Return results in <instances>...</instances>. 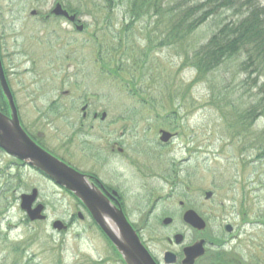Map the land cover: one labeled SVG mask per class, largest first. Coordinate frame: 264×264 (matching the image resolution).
<instances>
[{
    "label": "rangeland",
    "instance_id": "1",
    "mask_svg": "<svg viewBox=\"0 0 264 264\" xmlns=\"http://www.w3.org/2000/svg\"><path fill=\"white\" fill-rule=\"evenodd\" d=\"M163 1L170 7L178 3L179 6L184 0ZM255 1L262 4L263 0H234L231 7L210 18L189 39V52L205 45L220 23L241 19L247 4ZM205 2L187 0L185 6ZM54 4L55 0H0L1 57L25 124L33 128V133L43 129L38 114L54 99V132L46 128L54 133L49 147L76 170L94 174L103 184L115 189L125 203L131 223L146 228L153 243L161 241L154 243L155 250L169 249L166 237L189 233L183 228L181 215L184 209H192L207 222L208 233L217 238L227 240L231 234L224 232V226L234 227L237 242L230 243L226 252L245 264L264 262V253H258L253 243L255 235H262L264 242V219L259 218L264 210V158L259 156V151L264 149V119L252 126L242 125L248 130L247 143L255 149L237 138L232 139L233 129L220 119V109L227 107L225 102L232 105L230 110L239 111L264 97L255 84L258 77L259 86L264 83L263 73L258 71L250 76L254 66L247 67V52L239 51L213 74L212 79L220 89L215 96L211 97L202 84L192 85L186 93L193 73L180 70L184 61L174 50L162 47L154 53L145 40L136 38V34H142L145 39L148 32L143 19L127 33L123 43L129 49L139 46L140 64L123 63L120 72L111 75L108 68L113 63L108 62L116 59L104 58L106 63H96V46L98 42L105 46V41L110 40L107 32L114 37L119 33L116 29L126 26L128 18L123 9L84 7L91 14L79 16L84 30L78 33L63 20L50 19L46 24L41 21L42 14ZM32 10L41 15L30 16ZM149 30L153 31V26ZM29 52L32 61L26 55ZM27 68L31 72L25 73ZM141 72L140 84L135 87L140 93L136 96L141 99V104H137L129 91L132 88L124 81ZM169 80L178 89L173 93L177 102L175 117L167 116L169 92L154 82L168 84ZM44 88L47 90L43 92ZM183 90L185 98L176 100ZM84 103L89 104L90 111L106 112L109 120L118 119L121 104L130 107L135 104L137 109L126 114L133 119L128 122L133 125V136L117 139L118 130L124 127L120 122L113 125L111 137L109 132L100 131L111 122L83 123ZM126 115L123 119H127ZM136 119L156 122L137 123ZM81 124L91 136L103 137L102 141L105 138L102 147L90 144L93 150L85 151L84 142L75 138L69 156L60 155V146H65L66 138L72 137L71 126ZM171 124L180 136L169 146L159 145L157 132L173 133ZM113 136L122 144L124 156L110 153L108 145L115 141ZM97 139L90 141L95 144ZM145 148L151 153H162L158 168L155 161L144 156ZM34 188L38 191V202L45 206L46 220L31 223L19 208V197ZM206 192L213 194L209 202L204 200ZM153 205L154 211L146 219ZM136 210L144 213L139 216ZM77 212L85 215L70 194L0 151V264H94L101 260L105 264H121L99 231L92 223L78 220ZM165 218L173 220L168 227L162 224ZM55 221L67 225V231L52 230ZM108 259L111 261L107 262Z\"/></svg>",
    "mask_w": 264,
    "mask_h": 264
},
{
    "label": "trees",
    "instance_id": "2",
    "mask_svg": "<svg viewBox=\"0 0 264 264\" xmlns=\"http://www.w3.org/2000/svg\"><path fill=\"white\" fill-rule=\"evenodd\" d=\"M56 1L62 3L68 9L74 8L72 10L77 13L80 12L82 7L86 6L97 9H112L116 7H121L123 9L124 16L128 18V23L125 24L126 26L116 29L119 33L114 37L107 32L109 34L108 37L117 41V43H114L113 46L107 50L108 55L112 54V56L110 55L111 58L117 59L118 56L122 55L124 49L128 48L123 44L127 33L131 32L137 23L145 19L148 25V32L144 37L145 39H143L142 34H136V38L140 41L145 40V44L150 45V49H153L151 52H156V50L164 47L178 53L184 61L182 68H187L195 74L194 81L186 86V93L189 92L191 86L197 82L204 85L210 94L219 90L217 83L214 79L209 78V76L219 71L227 61L235 58L239 51L247 52V67L250 66L251 68L254 66L250 76L254 72L262 71L264 77V0L262 4H258L257 1L251 4L248 3L245 15H242V18L237 20V22H229V20L227 21L228 23H220L217 27V31L211 36L208 42L199 47L198 50L191 49L192 52H189L188 42L194 32L207 23L210 18L218 16L221 11L231 7L234 0H206L203 4L193 6H185L187 0H184L179 6L178 3L170 7L166 3L164 4L163 0H161V2L159 0ZM151 26H153V31L149 30ZM179 43L182 44L178 46ZM131 47L134 51H128V53L126 51L124 52L127 53V58L132 60V64H135L138 61L136 58L141 56V52L137 49L139 46L135 45ZM131 47L130 49H132ZM175 48H177V50ZM185 48H187V52H185ZM108 63H113V66L111 65L112 68L108 69L110 72L115 74L120 72L122 59H117V62L110 60ZM242 68L245 69L246 67L244 68L243 66ZM142 73L143 72L136 76L137 78L133 77L129 78L128 81H124L133 89L132 91L135 95H140L135 87L140 84ZM116 77L119 78L118 76ZM255 79L258 92L264 96V83L259 86V77ZM174 87L175 85L171 83L170 88ZM222 89L225 88L223 87ZM222 101H224V99L219 100V103ZM225 104L227 107L220 109V119H234L235 125L248 124L252 126L257 121L264 119V97H261L257 102H251L249 107L239 111L230 110L232 105L229 102H225ZM247 132L248 130L242 127V131L237 132L235 136L240 138L241 141L246 142L248 146H251L246 141ZM251 147L254 148L253 146ZM242 151L243 150L240 152ZM260 156H264V149ZM259 218L264 219V210ZM262 224L264 225V220Z\"/></svg>",
    "mask_w": 264,
    "mask_h": 264
},
{
    "label": "water",
    "instance_id": "3",
    "mask_svg": "<svg viewBox=\"0 0 264 264\" xmlns=\"http://www.w3.org/2000/svg\"><path fill=\"white\" fill-rule=\"evenodd\" d=\"M55 13H60L68 17V14L61 10L60 5H57ZM69 19L73 21L74 17H70ZM0 84L12 108L11 120L0 115V148L5 150L10 156L22 160L29 166L39 170L52 179L57 185L73 193L90 211L95 223L111 240L126 264H155L121 212L114 209L94 186L89 185L84 176L79 175L61 162H56L37 149L24 135L16 119L15 110L1 64ZM165 135L168 137L167 134ZM35 197L36 192L33 191L32 196L28 197L29 199L24 200L21 204V207L28 211L31 220L41 219L39 216L42 210L41 206H38L32 212L29 211L30 204ZM22 198H25V196ZM186 216L189 224L200 230L204 228L202 220L193 212H187ZM53 227L57 230L63 229L60 222L54 223ZM187 253H191L195 258L191 260ZM201 253L202 242H197L185 251L186 257L182 264H193Z\"/></svg>",
    "mask_w": 264,
    "mask_h": 264
},
{
    "label": "flooded vegetation",
    "instance_id": "4",
    "mask_svg": "<svg viewBox=\"0 0 264 264\" xmlns=\"http://www.w3.org/2000/svg\"><path fill=\"white\" fill-rule=\"evenodd\" d=\"M85 115H86V113H84V116ZM93 119L96 120L97 118H93ZM102 122H104V121H102ZM104 129H105V131L113 132V130L111 128H104ZM113 143L115 145L117 144V147H116V150L114 152L110 151L111 154L113 156H115V155L124 156V151L122 153L118 152V149H120L122 147V145L120 143H117V142H113ZM115 145H113V146H115ZM111 149H113V148H111ZM82 173H84L88 177H91L90 179H92L95 184L100 186L104 195H106L114 205L120 207L123 210L127 219L130 220L128 213L125 210V203L122 201L121 195L115 189L111 188L108 185L103 184L94 174H91L88 172H82ZM95 179H97L98 181ZM180 206L183 207L182 202H180ZM153 211H154V205L151 206V209H149L145 218L148 219ZM184 211H185V209L183 210V213L181 215V219L183 217ZM143 213L144 212H139V210H136V214H138L139 216H142ZM172 223H173V220L171 219V223L169 225H167V227L170 226ZM182 225H183L184 229H187L189 231V233L185 232L184 235H182L180 233H176V234L172 235V237H166L165 241L168 245H170V247H169V249H166L163 251L162 250L157 251L154 249V243H160L161 241H158V242L155 241L153 243V238L150 235V232L146 228L138 227L135 224H133V227L137 231V234L140 237L142 243L144 244V246L149 251V253L151 254V256L153 257V259L155 260V262L157 264H181L183 249L186 246L191 245L197 239H203L204 240V246H205L204 255L198 259L199 261L197 262V264H244V263H241L240 261L235 260L234 258H231L229 255L220 252L221 250L224 249L225 245L227 244V242H225L224 240L221 242L218 238H215L212 235H210V236L207 235L204 237L203 236L204 233L200 234V233L192 230L191 228H187L184 224H182ZM234 231L235 230L233 228L232 233H234ZM178 234H180L182 237L181 244L180 245L175 244L177 247L175 246L174 248H172L173 244L175 243V237ZM236 239H237V236L233 237L231 239V242H234V240H236ZM180 246H181V248H180ZM167 253H171V254H173V256H167Z\"/></svg>",
    "mask_w": 264,
    "mask_h": 264
},
{
    "label": "bare ground",
    "instance_id": "5",
    "mask_svg": "<svg viewBox=\"0 0 264 264\" xmlns=\"http://www.w3.org/2000/svg\"><path fill=\"white\" fill-rule=\"evenodd\" d=\"M54 160L56 161V162H61L62 164H64V162L63 161H61L60 159H58V158H54Z\"/></svg>",
    "mask_w": 264,
    "mask_h": 264
}]
</instances>
